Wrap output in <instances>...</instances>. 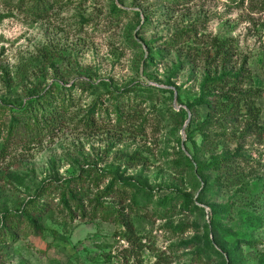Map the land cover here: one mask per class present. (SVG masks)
<instances>
[{"label": "rangeland", "instance_id": "obj_1", "mask_svg": "<svg viewBox=\"0 0 264 264\" xmlns=\"http://www.w3.org/2000/svg\"><path fill=\"white\" fill-rule=\"evenodd\" d=\"M40 1L0 0V264H264V133L189 108L246 62L264 128V0Z\"/></svg>", "mask_w": 264, "mask_h": 264}, {"label": "trees", "instance_id": "obj_2", "mask_svg": "<svg viewBox=\"0 0 264 264\" xmlns=\"http://www.w3.org/2000/svg\"><path fill=\"white\" fill-rule=\"evenodd\" d=\"M38 4L40 5L42 1L38 0ZM45 8L44 4L40 6V10ZM140 17V14H138ZM220 51H222L223 43H221L218 47ZM223 51L221 52V54ZM225 58L229 59L226 54ZM222 57V56H220ZM222 73L217 76V72L211 73L207 71L205 78L202 83L201 95L197 99V101L191 105L189 108L195 107H212L209 103V99L216 98V95L211 93V86H214L215 90L220 89L221 91L228 90L225 96H223L220 100H215V105L212 107L211 112L208 114L206 121L203 123V129L208 128L210 125L213 127L222 128L221 122L226 120L227 118H236L241 117L245 119L247 125V132L249 135H260L264 133V128L259 126L260 117L262 114L261 109L256 104V99L258 98L255 93L253 86L249 87V84H252V76L251 72L246 68V62L237 70L235 73L232 71H228L225 64L221 65ZM249 83V84H248ZM248 85V86H247ZM43 97H40L39 100H42ZM20 108H25V103H21ZM62 113L55 109L53 112L49 113L46 111L44 115L38 121V128L34 130L35 135H41L43 132L54 131L57 127H59L60 122L63 117H61ZM184 114V112H183ZM18 120V119H16ZM208 138L203 141V148L207 147ZM218 165V161H213L211 164L207 165L205 169H214ZM228 167V166H227ZM230 167H228L229 169ZM239 172L232 174L238 176ZM231 176V175H230ZM240 176H238L239 178ZM250 245H254L255 243H249ZM228 253L229 251H226Z\"/></svg>", "mask_w": 264, "mask_h": 264}]
</instances>
